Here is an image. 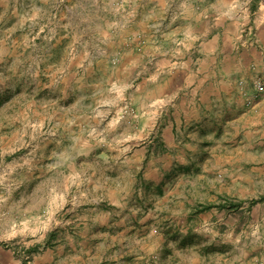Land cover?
I'll list each match as a JSON object with an SVG mask.
<instances>
[{"label":"rangeland","instance_id":"1","mask_svg":"<svg viewBox=\"0 0 264 264\" xmlns=\"http://www.w3.org/2000/svg\"><path fill=\"white\" fill-rule=\"evenodd\" d=\"M262 51L264 0H0V245L24 264H264V175L212 150L194 104L205 56ZM236 85L264 106V66Z\"/></svg>","mask_w":264,"mask_h":264},{"label":"crops","instance_id":"2","mask_svg":"<svg viewBox=\"0 0 264 264\" xmlns=\"http://www.w3.org/2000/svg\"><path fill=\"white\" fill-rule=\"evenodd\" d=\"M227 57H234L236 59L235 64L231 68L227 66L222 67V60H225ZM204 60L213 65V68H203L202 66L205 64V61H201L200 70H198V72H201L199 79L200 89L202 88L200 92L201 96L195 98L194 104L198 112H201V110L204 112V108L206 107L210 112L209 120L214 124V136L211 141L212 150H217L220 153L222 151H235L236 155H239L238 159L240 162L249 160V163L255 164L254 170L258 171L257 176H263L264 159L260 160L264 156V126H260L264 121L262 99L257 95L255 96L256 92L254 91L252 93L254 107H251V110L243 111L235 101L230 100L231 96L226 98L225 92L230 94L232 91H239L236 84L242 77L250 85L254 76H258L259 72L263 69L264 56H205ZM232 67L234 68L232 69ZM243 71H245L244 75L242 74ZM222 78H225V80ZM207 92L209 93L208 100L205 96ZM198 94V91H196V95ZM222 96H225L227 100L225 105L222 102ZM233 96H236V92ZM261 96H264V94ZM206 103L208 106H206ZM229 118L232 119V122H228ZM254 118L256 120L253 121ZM224 120H227L230 126H234V134L222 139V135L219 133L222 130ZM200 121L196 120L195 122ZM259 180L260 182L264 181L263 178ZM65 249L66 246L60 244L57 252L59 255H62ZM48 256L53 257L54 260V257L58 255L56 256L55 251H52L51 254L45 252L43 255H36L34 256L33 264H47L48 258L46 257ZM7 261L10 264H24L14 256L11 250H6L0 245V264H5ZM90 262L93 264L95 261L90 260Z\"/></svg>","mask_w":264,"mask_h":264},{"label":"bare ground","instance_id":"3","mask_svg":"<svg viewBox=\"0 0 264 264\" xmlns=\"http://www.w3.org/2000/svg\"><path fill=\"white\" fill-rule=\"evenodd\" d=\"M259 83H260V82H259ZM258 86H259V87H261V83H260V84H258Z\"/></svg>","mask_w":264,"mask_h":264}]
</instances>
